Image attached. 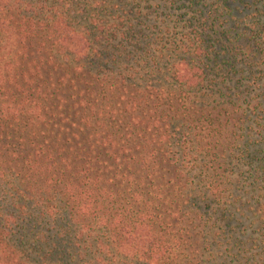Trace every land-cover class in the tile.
<instances>
[{
	"label": "trees",
	"instance_id": "obj_1",
	"mask_svg": "<svg viewBox=\"0 0 264 264\" xmlns=\"http://www.w3.org/2000/svg\"><path fill=\"white\" fill-rule=\"evenodd\" d=\"M75 2L0 0V264H221L220 217L246 205L232 211L220 188L235 169L217 134L228 107L211 32L232 18L235 48L260 59L264 0H168L165 9L188 10L187 33L140 106L126 100L129 76L110 60L105 22Z\"/></svg>",
	"mask_w": 264,
	"mask_h": 264
},
{
	"label": "rangeland",
	"instance_id": "obj_2",
	"mask_svg": "<svg viewBox=\"0 0 264 264\" xmlns=\"http://www.w3.org/2000/svg\"><path fill=\"white\" fill-rule=\"evenodd\" d=\"M75 4H83L84 13L88 12L89 16L105 22L106 32L110 34L107 36L112 39L110 60L115 57L120 59L126 76H129L131 87L126 100L140 106L146 88L157 83V80L159 82V78L165 81L169 76L175 57L174 44L179 43L187 33L186 26L190 18L188 10L179 6L167 10L165 8L170 6L168 0H76ZM254 10L249 11L251 16L247 24L254 22ZM228 19L226 22V18L222 17L211 32L221 60L217 71V80L223 88L220 104L228 107L220 117L217 134L222 140L221 145L226 144L228 153L225 157L229 158L232 154L231 165L235 169L234 172L226 173L232 181L223 179L226 183L220 188L223 194H231L236 200L230 207L232 211L238 210L240 203L237 199L241 200L242 197L241 202L246 207L234 218L229 214L220 217L217 225L223 228L219 231V242L222 243L220 262L264 264V223L261 221L264 213L259 215L257 211L264 204V183L260 185L255 181L257 170L247 153L249 146L255 145L256 150L264 146L261 143V134L264 133V55L254 62L246 61V50L243 54V50L235 48L238 44L234 35L240 30L232 18ZM115 33L123 40L122 45L113 36ZM245 38L250 36L245 35ZM127 57L133 59V66L124 63ZM247 62L250 66L246 65ZM151 75L159 78L152 80ZM207 134L200 132V150L203 153L207 142H211L210 138H205ZM219 158L215 157V160L219 161ZM220 160L223 162L226 159ZM194 211L196 220L200 221V205ZM197 221L192 226L193 233L200 236Z\"/></svg>",
	"mask_w": 264,
	"mask_h": 264
}]
</instances>
